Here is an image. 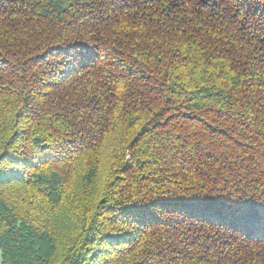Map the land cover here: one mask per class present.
I'll use <instances>...</instances> for the list:
<instances>
[{
	"label": "trees",
	"instance_id": "obj_1",
	"mask_svg": "<svg viewBox=\"0 0 264 264\" xmlns=\"http://www.w3.org/2000/svg\"><path fill=\"white\" fill-rule=\"evenodd\" d=\"M0 264H264V0H0Z\"/></svg>",
	"mask_w": 264,
	"mask_h": 264
}]
</instances>
